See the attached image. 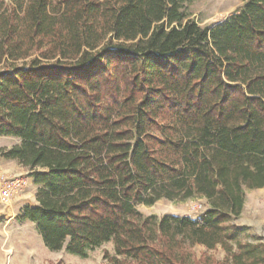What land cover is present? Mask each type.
I'll use <instances>...</instances> for the list:
<instances>
[{
    "label": "trees",
    "instance_id": "obj_1",
    "mask_svg": "<svg viewBox=\"0 0 264 264\" xmlns=\"http://www.w3.org/2000/svg\"><path fill=\"white\" fill-rule=\"evenodd\" d=\"M194 1L0 2V64L23 60L0 72V135L21 140L4 156L31 169L38 203L17 219L50 250L112 241L113 264H185L221 245L264 264L231 223L264 187V0L205 27ZM194 196L197 217L139 210Z\"/></svg>",
    "mask_w": 264,
    "mask_h": 264
},
{
    "label": "rangeland",
    "instance_id": "obj_2",
    "mask_svg": "<svg viewBox=\"0 0 264 264\" xmlns=\"http://www.w3.org/2000/svg\"><path fill=\"white\" fill-rule=\"evenodd\" d=\"M12 1L0 0L3 3L2 8L12 5ZM243 3L244 0H195L189 5V10L192 13L191 18L205 27L221 22L242 7ZM33 54L37 55L36 51ZM30 58L27 60H30ZM22 61H15V63L11 61L3 62L0 64V72L10 69L13 65H21ZM20 142L21 140L18 137L0 135V172L9 174L12 169H19L25 172V176L28 177L30 175L31 169L29 167L21 166L18 161H13L4 156L7 149ZM6 169L11 170L5 171ZM39 169L43 170L42 168ZM36 188L31 178L28 177V186L25 192L16 194L12 198V200L14 199L12 204L19 203L21 207L27 204L25 200H27L28 196H31V192L36 197ZM32 201L38 203L36 198H33ZM8 206L10 205L2 203L0 200V209L5 210V207ZM206 207L207 200L205 198L194 196L185 200L162 198L153 205H139V210L145 216L156 215L161 217L164 214H176L197 217ZM6 220V217H0V252L5 260L9 258L12 247L15 246L25 264H113L110 257L108 259L105 258L106 251L109 252L110 256L115 255L112 241L96 248L88 257H79L66 252L65 249L60 251L50 250L45 246L42 237L36 229V225L31 221H19L16 218L13 223L10 222L11 224L6 227ZM231 223L241 228L238 239L242 244L264 243V187L247 190L242 214L232 220ZM231 243L234 247L232 251L238 252L239 249L236 242L232 241ZM185 248L187 247L185 246ZM181 253L185 264H231V261H226L227 258L231 259L228 256V251L223 249L221 245L209 249L203 245L196 244L184 249Z\"/></svg>",
    "mask_w": 264,
    "mask_h": 264
},
{
    "label": "crops",
    "instance_id": "obj_3",
    "mask_svg": "<svg viewBox=\"0 0 264 264\" xmlns=\"http://www.w3.org/2000/svg\"><path fill=\"white\" fill-rule=\"evenodd\" d=\"M13 161H16V160H13ZM1 166V165H0ZM22 166V165H21ZM23 168V167H22ZM8 170H11V169H6L5 171H8ZM16 170V171H14ZM12 173H20V174H25V172L23 171H20L19 169H12V172L10 171L9 174H12ZM31 178L32 180V177L31 176H28ZM32 194H30L31 196H28L27 200H25L27 203H29L30 205H36L37 203H34L32 200L33 198L35 199V195L33 192H31ZM14 200V199H13ZM13 200L8 203L7 205H10L8 207H5V210L4 209H0V212H2V216L1 217H6L7 220H6V224L5 226L7 227L9 224L13 223V221L17 218V215L19 213V210L21 208V205L19 203H13ZM4 213V214H3ZM11 222V223H10ZM33 223V222H32ZM35 224V223H33ZM9 258H7L6 260L3 258V255L1 254L0 252V264H25L23 262V260L21 259V256L19 255L18 251H17V248L15 246L12 247V250L8 256Z\"/></svg>",
    "mask_w": 264,
    "mask_h": 264
},
{
    "label": "built area",
    "instance_id": "obj_4",
    "mask_svg": "<svg viewBox=\"0 0 264 264\" xmlns=\"http://www.w3.org/2000/svg\"><path fill=\"white\" fill-rule=\"evenodd\" d=\"M28 177L20 173L6 174L0 172V200L8 204L16 194L25 192Z\"/></svg>",
    "mask_w": 264,
    "mask_h": 264
},
{
    "label": "water",
    "instance_id": "obj_5",
    "mask_svg": "<svg viewBox=\"0 0 264 264\" xmlns=\"http://www.w3.org/2000/svg\"><path fill=\"white\" fill-rule=\"evenodd\" d=\"M2 216V212H0V217Z\"/></svg>",
    "mask_w": 264,
    "mask_h": 264
}]
</instances>
